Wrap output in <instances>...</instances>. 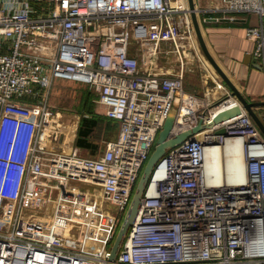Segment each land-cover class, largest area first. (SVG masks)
I'll return each instance as SVG.
<instances>
[{
	"label": "built area",
	"instance_id": "obj_1",
	"mask_svg": "<svg viewBox=\"0 0 264 264\" xmlns=\"http://www.w3.org/2000/svg\"><path fill=\"white\" fill-rule=\"evenodd\" d=\"M217 10L228 20L259 16L246 35L264 69V0H223ZM194 40L187 0H0V264L107 263L115 230L99 238L88 228L102 226L106 206L116 220L125 214L170 111L174 138L237 106L189 93L182 70H144L168 49L182 64ZM56 79L86 84L119 124L99 157L53 144ZM11 105L30 117L11 114ZM237 142L241 178L230 166ZM214 150L218 182L208 165ZM71 223L85 229L78 240L67 235ZM116 264H264V136L246 112L166 152Z\"/></svg>",
	"mask_w": 264,
	"mask_h": 264
},
{
	"label": "crops",
	"instance_id": "obj_2",
	"mask_svg": "<svg viewBox=\"0 0 264 264\" xmlns=\"http://www.w3.org/2000/svg\"><path fill=\"white\" fill-rule=\"evenodd\" d=\"M194 1L198 11L197 15L202 36L216 64L248 103L264 102V69L254 60L253 51L255 45L246 35V30L249 27H259L261 25L259 16L251 13H240L236 15L235 20H228L222 18L224 14L217 10L223 5V0ZM215 18H220V20L217 22ZM194 38L195 40L197 38L195 29ZM195 40L184 44L185 52L182 64L178 58L174 63V59L171 57L173 54L169 49L167 50L169 45H164V50L170 52L165 57L167 59L165 66L162 67L159 64L160 59H158L157 64L146 65L144 66V70L150 69L156 73L168 76L176 75L182 70L184 86L189 93L198 96L201 100H206L212 106H217L223 100L231 97L233 101L237 102L236 107H243L241 102L232 95V91L210 62L208 60L204 61L205 59L203 60L199 56L200 54L197 51L198 45ZM83 85L88 87L86 84ZM52 88L49 93L48 103L51 106L53 120L47 133L49 135L54 133L59 135L58 143L53 144H61L66 151H76L78 155L84 158H97L102 155L107 144L117 140L119 135L120 126L112 120L113 131L110 133L111 135L108 139L100 140L101 153L98 156L90 157L86 153L81 152L75 145L80 122L84 116L89 117V114H94L106 118L105 109L98 103V95L94 91L89 93L87 88L83 89V91L80 90L82 96L81 103L76 108L77 110L71 112L66 110L68 108L64 104L67 101V94L66 98L63 95V91L58 96H51ZM23 101L27 103L33 102L29 98ZM243 111L246 112L242 108ZM9 112L18 117H30L29 109L24 108V106L11 105ZM255 112L264 125V107L255 108ZM66 231L72 238L76 240L80 239L78 231L68 229Z\"/></svg>",
	"mask_w": 264,
	"mask_h": 264
},
{
	"label": "water",
	"instance_id": "obj_3",
	"mask_svg": "<svg viewBox=\"0 0 264 264\" xmlns=\"http://www.w3.org/2000/svg\"><path fill=\"white\" fill-rule=\"evenodd\" d=\"M189 4V10L192 18V22L194 25V29L196 32V36L198 39V42L200 44V47L207 58V60L210 62V64L213 66V68L216 70V72L219 74V76L222 78V80L227 84V86L232 91V95L236 97L243 107H235L233 109L227 110L222 112L221 116H223L225 119L234 118L238 115L242 114V108L245 109L246 113L252 118L258 129L261 131V133L264 136V125L261 122L260 118L255 112V108L264 107V102L259 103H248L246 99L240 94V92L235 88V86L230 82L228 77L225 75V73L221 70V68L216 64L213 57L209 53L207 46L205 44L204 38L202 36L201 27L198 20L197 15V8L194 0H188ZM176 116H177V109L173 108L162 128V131L159 134V138L157 141V145L154 149V152L150 156L147 164L145 165L143 169L142 176L140 177L137 186L135 188L133 197L131 199L130 205L127 209V212L124 216V219L122 221V224L120 225V228L118 230V233L116 235V238L111 246L109 256L107 259L106 264H116V260L118 257V254L121 250V247L124 243L125 237L129 232V229L133 226L135 223L140 209L142 205V197L144 194V191L149 183L151 174L154 170V168L157 166V164L162 160V158L165 156L166 152L170 149H174L181 144H183L185 141L193 139L195 135H197L200 132H203L206 129L213 128L214 126L218 125V123H210V124H203V121H200L198 126L192 130L186 131L182 134L177 135L174 138H170L171 131L173 130V127L176 122ZM220 116V117H221ZM221 121V122H222ZM225 130H220L217 132L218 135L225 134Z\"/></svg>",
	"mask_w": 264,
	"mask_h": 264
},
{
	"label": "rangeland",
	"instance_id": "obj_4",
	"mask_svg": "<svg viewBox=\"0 0 264 264\" xmlns=\"http://www.w3.org/2000/svg\"><path fill=\"white\" fill-rule=\"evenodd\" d=\"M196 43L198 45L197 51L200 54L199 56H201V58L203 60L205 59L204 61H207V58L203 54L197 38H196ZM166 54L167 53L165 51L163 53V55L159 58L160 59L159 60L160 61L159 64L162 67L165 66V64H166L165 62L167 61V59L165 58L166 57ZM171 57H172V59H174V63H175L177 61V58L175 57V55H173ZM85 88H87V90H88L89 93L90 92H93L89 87H86L83 84H79V83H75V82H71V81H66V80L56 79L55 82H54V86L52 88V94H51V96L52 95L54 97L55 96H58L63 91V95H65V98H66V94H67L66 100L68 102L66 101V103H64L67 106L66 108H68L66 110L71 111V112H74L75 110H77L76 108L81 103V99H82L81 91H83V89H85ZM158 138H159V135H158V137L156 139L155 147L157 145ZM155 147H154V149H155ZM153 152H154V150H153ZM152 153H151V155H152ZM142 173H143V171L141 172L140 177L142 176ZM91 191L93 193H97V190H96L95 187H92L91 188ZM106 207L107 208H104L103 210L105 211V213L107 215L106 214H103L104 215V218H103L102 226L100 228H96V226H93V228L92 227L88 228V229H90L91 234H93L92 236H98L99 238H103V237H105V235L107 233L106 231H108V230H112V231L115 230V232L117 233L118 230H119V228H120V225L122 224V221H123L124 216H125V214H126L127 211L125 212V214L123 216L119 217L118 220H116L115 215L113 213L114 212V208L112 206H110V205L109 206H106ZM48 211L51 214L52 210L49 209ZM97 215H99V214H95L92 217V219H94L93 220L94 223H96L98 221L96 218H100ZM69 227H71V228H68V230H73V231H76V232L78 231V232L81 233V235H84L85 234V229L83 228V226L77 225L75 223H71ZM91 229H92V231H91ZM67 235H68V232H67ZM126 237H127V235H126ZM126 237H125V239H126Z\"/></svg>",
	"mask_w": 264,
	"mask_h": 264
},
{
	"label": "trees",
	"instance_id": "obj_5",
	"mask_svg": "<svg viewBox=\"0 0 264 264\" xmlns=\"http://www.w3.org/2000/svg\"><path fill=\"white\" fill-rule=\"evenodd\" d=\"M112 131L113 126L111 120L94 114H89V117L84 116L80 122L75 142L76 148L90 157H96L101 153L100 140L108 139Z\"/></svg>",
	"mask_w": 264,
	"mask_h": 264
},
{
	"label": "bare ground",
	"instance_id": "obj_6",
	"mask_svg": "<svg viewBox=\"0 0 264 264\" xmlns=\"http://www.w3.org/2000/svg\"><path fill=\"white\" fill-rule=\"evenodd\" d=\"M236 106H233L231 108H229L228 110L230 109H233L235 108ZM224 111H227V110H223V111H219V112H216V114L212 117V123H218V125H222L223 123L225 122H228L229 120L233 119V118H230V119H225V121H222L224 120L223 116L219 117L220 114H222V112ZM218 121V122H217ZM222 121V122H221ZM233 148V161H231L232 163L230 164L231 168L233 166V169L235 171H237L238 175L242 176V168H243V152H242V145L237 142L235 144H233L231 146ZM217 151L214 150V151H211L210 153V159H209V168H210V172L212 173V181L213 182H218V178H217V175L218 173L220 172L221 170V164L219 162V160L217 159Z\"/></svg>",
	"mask_w": 264,
	"mask_h": 264
}]
</instances>
